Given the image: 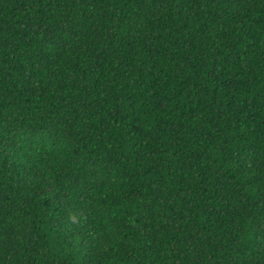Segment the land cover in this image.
<instances>
[{"label":"trees","instance_id":"16d2710c","mask_svg":"<svg viewBox=\"0 0 264 264\" xmlns=\"http://www.w3.org/2000/svg\"><path fill=\"white\" fill-rule=\"evenodd\" d=\"M0 264H264V0H0Z\"/></svg>","mask_w":264,"mask_h":264}]
</instances>
